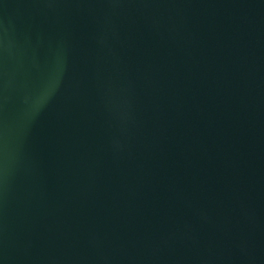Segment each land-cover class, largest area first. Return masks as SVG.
Segmentation results:
<instances>
[{"label": "water", "instance_id": "obj_1", "mask_svg": "<svg viewBox=\"0 0 264 264\" xmlns=\"http://www.w3.org/2000/svg\"><path fill=\"white\" fill-rule=\"evenodd\" d=\"M0 264H264V0H0Z\"/></svg>", "mask_w": 264, "mask_h": 264}]
</instances>
